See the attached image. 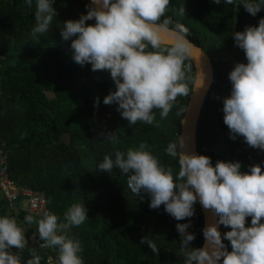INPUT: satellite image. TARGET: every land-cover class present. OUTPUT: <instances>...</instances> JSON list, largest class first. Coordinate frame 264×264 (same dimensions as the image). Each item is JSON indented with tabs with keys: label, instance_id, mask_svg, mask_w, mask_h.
Returning a JSON list of instances; mask_svg holds the SVG:
<instances>
[{
	"label": "trees",
	"instance_id": "obj_1",
	"mask_svg": "<svg viewBox=\"0 0 264 264\" xmlns=\"http://www.w3.org/2000/svg\"><path fill=\"white\" fill-rule=\"evenodd\" d=\"M88 2L56 0L57 15L51 32L33 37L30 33L35 23V3L28 7L24 0H0V135L7 145L10 178L19 188L43 194L47 200L45 211L55 213L61 221L70 205L84 203L89 219L69 233L82 243L84 264H184L175 226L190 219L188 231L196 236L191 244L202 247L199 204L193 217L177 221L163 205L151 209L147 195L133 194L127 186V173L115 168L111 173L102 172L97 166L106 154L116 150L126 153L146 143L163 167L171 168L174 177L178 174V157L168 156L166 148L170 142H178L195 80L193 63L190 58L184 62L189 95L176 98L167 118L161 119L157 109L152 125L138 121L129 126L116 105L103 103V98L116 90L110 74L93 72L90 65L81 67L73 62L71 41H63L60 35L63 22L86 14ZM184 3L186 12L181 17L178 9ZM166 15L190 29L189 39L208 54L214 66V81L197 126L198 153L209 156L213 165L216 160H239L242 171L251 164L264 165V151L249 147L243 137L235 141L229 138L222 112V98L231 89L228 73L235 63H246L243 50L234 46L231 36L247 25L258 26L264 10L253 17L239 0L233 5L171 0ZM97 96L101 102L94 107ZM113 132L118 143L104 139ZM17 207L12 217L26 232L28 247L41 256V264H47L48 257H57L56 251L33 243L37 224L24 222L28 214ZM0 215L11 216L1 198ZM246 219L248 226L251 218ZM229 230L221 225L222 237ZM146 236L157 245L158 255L140 243ZM224 243L231 251L230 242ZM12 251L17 249L13 246ZM22 256L25 262L31 258L28 249Z\"/></svg>",
	"mask_w": 264,
	"mask_h": 264
},
{
	"label": "clouds",
	"instance_id": "obj_2",
	"mask_svg": "<svg viewBox=\"0 0 264 264\" xmlns=\"http://www.w3.org/2000/svg\"><path fill=\"white\" fill-rule=\"evenodd\" d=\"M55 2L24 0L28 7L33 3L36 6L30 33L33 37L51 32L57 15ZM210 2L233 5L236 0ZM170 3L171 0H89L86 14L63 22L60 29L62 40L71 41L73 62L81 67L90 65L93 72L103 70L110 74L116 90L110 91L103 103L116 105V111L129 126L138 121L152 125L157 109L161 119L167 118L176 98L189 95L184 62L196 45L189 39L190 29L166 15ZM239 3L253 17L264 10V0ZM185 12L184 3L178 15L184 17ZM231 37L234 46L243 50L246 63H235L228 73L231 89L222 98L223 123L231 140L243 137L249 147L264 151V17L258 26L247 25ZM196 85L206 90V75L201 74ZM100 102L97 96L94 107H99ZM104 139L118 143L114 132ZM184 147L186 140L180 135L178 142H170L166 148L168 156L178 157L180 169L175 177L146 143L129 148L126 153L116 150L114 159L106 154L97 170L111 173L115 168L127 173V186L133 194L147 195L151 209L163 205L165 212L177 221L193 217L197 203L218 217L202 229L205 243L199 248L191 244L196 239L188 231L191 220L176 224L184 264H264V165L251 164L246 171H242L239 160H216L213 165L209 156L182 152ZM249 217L250 224L246 226ZM87 219V207L76 203L66 209L63 221L55 213L45 211L39 220L26 215L24 222L37 224L32 239L38 236L43 241L40 247L56 251L57 257H48V264H84L82 243L69 233ZM220 225L230 228L223 237L218 230ZM25 233L15 217L0 215V264H41V256L28 247ZM224 240L230 242L231 251ZM140 243L159 254L148 236ZM13 246L17 251H12ZM25 249L31 256L26 262L22 256Z\"/></svg>",
	"mask_w": 264,
	"mask_h": 264
},
{
	"label": "water",
	"instance_id": "obj_3",
	"mask_svg": "<svg viewBox=\"0 0 264 264\" xmlns=\"http://www.w3.org/2000/svg\"><path fill=\"white\" fill-rule=\"evenodd\" d=\"M190 60L193 63L195 80L192 87V92L188 99L186 111L180 124V134L178 137V141L180 139V135L184 136L186 140V147L181 148V151L195 152L199 154L197 151V126L202 109L205 104V100L214 81V66L208 54L205 53V51L197 45L192 51ZM201 74L206 75V90L197 88L196 85V80ZM199 207L203 218V228L207 226V224L218 219V217H215L213 213H211V211L204 210L200 205ZM218 230L221 232V225L219 226ZM204 243L205 241L203 237V244Z\"/></svg>",
	"mask_w": 264,
	"mask_h": 264
},
{
	"label": "built area",
	"instance_id": "obj_4",
	"mask_svg": "<svg viewBox=\"0 0 264 264\" xmlns=\"http://www.w3.org/2000/svg\"><path fill=\"white\" fill-rule=\"evenodd\" d=\"M8 160L7 145L0 135V198L7 203V208L11 211L10 217L17 206L28 215L40 217L47 206L46 197L30 189L19 188L10 178ZM32 241L38 247L43 243L39 239Z\"/></svg>",
	"mask_w": 264,
	"mask_h": 264
},
{
	"label": "rangeland",
	"instance_id": "obj_5",
	"mask_svg": "<svg viewBox=\"0 0 264 264\" xmlns=\"http://www.w3.org/2000/svg\"><path fill=\"white\" fill-rule=\"evenodd\" d=\"M60 140L66 141V137H61ZM45 209H46V208H45ZM41 216H42V215H41ZM41 216H40V217H41ZM34 217H36V216H34Z\"/></svg>",
	"mask_w": 264,
	"mask_h": 264
}]
</instances>
